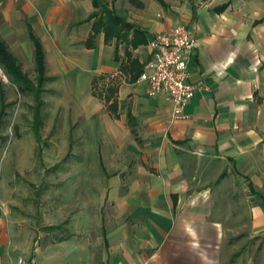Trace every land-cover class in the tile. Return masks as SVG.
<instances>
[{"label":"crops","instance_id":"obj_1","mask_svg":"<svg viewBox=\"0 0 264 264\" xmlns=\"http://www.w3.org/2000/svg\"><path fill=\"white\" fill-rule=\"evenodd\" d=\"M181 24L196 91L176 120L139 77L150 39ZM0 39L34 82L43 48L36 138L48 101L76 109L102 173L66 235L51 223L43 240L0 203V264H264V0H0Z\"/></svg>","mask_w":264,"mask_h":264},{"label":"rangeland","instance_id":"obj_2","mask_svg":"<svg viewBox=\"0 0 264 264\" xmlns=\"http://www.w3.org/2000/svg\"><path fill=\"white\" fill-rule=\"evenodd\" d=\"M0 81L9 104L1 129L0 203L7 205L21 228L42 234L43 240L52 233L48 230L51 223L57 225L54 233L66 235L68 219L82 206V185L95 190L101 184L98 145L92 143L93 137H88L95 136L97 128L84 127L76 109L66 112L64 104L57 106L48 101L38 140L34 95L20 93L2 66ZM65 100L62 98L61 102ZM51 120H56L55 128L51 127ZM83 170L89 175L82 174ZM93 189L92 202L98 195ZM228 244L240 249L242 242L231 240ZM254 245L253 241L246 244L249 252L256 250Z\"/></svg>","mask_w":264,"mask_h":264},{"label":"built area","instance_id":"obj_3","mask_svg":"<svg viewBox=\"0 0 264 264\" xmlns=\"http://www.w3.org/2000/svg\"><path fill=\"white\" fill-rule=\"evenodd\" d=\"M195 45V37L184 24L153 36L149 41L151 60L139 77L141 82L148 84L151 96L167 94L176 120L188 118L185 108L196 91L189 72ZM19 263L24 261L20 259Z\"/></svg>","mask_w":264,"mask_h":264},{"label":"trees","instance_id":"obj_4","mask_svg":"<svg viewBox=\"0 0 264 264\" xmlns=\"http://www.w3.org/2000/svg\"><path fill=\"white\" fill-rule=\"evenodd\" d=\"M96 8H99L102 4V0H93ZM109 18L114 20L111 17V12H108ZM35 58H36V70L38 72L37 81L34 82L29 79L28 75L23 72L22 66L18 64L16 58L10 52L6 43L0 39V66L4 68L6 74L9 76L10 82L13 83L20 93H32L35 97V120L40 125L39 120V110L42 106L43 102L41 100V94L43 91V84L45 82V59L44 52L41 44L35 40ZM2 82L0 81V94L2 98L4 97V93L2 90ZM6 116V105L3 103L0 111V140L2 139L1 129L5 123Z\"/></svg>","mask_w":264,"mask_h":264}]
</instances>
